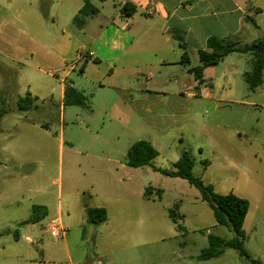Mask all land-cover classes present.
I'll use <instances>...</instances> for the list:
<instances>
[{"label": "rangeland", "instance_id": "obj_1", "mask_svg": "<svg viewBox=\"0 0 264 264\" xmlns=\"http://www.w3.org/2000/svg\"><path fill=\"white\" fill-rule=\"evenodd\" d=\"M238 1L248 12L226 37L244 46L264 38V0ZM82 4L0 0V264H49L41 245L62 250L46 231L59 205L68 231L85 227L87 264H105L106 256L108 264H251L232 249L199 260L208 235L230 240L233 233L217 224L187 181L151 166L131 168L128 180L123 166L138 141L160 153L155 167L173 170L186 151L195 176L216 193L247 199L245 249L264 264V78L254 92L244 80L253 57L229 55L205 70L203 86L193 73L200 65L196 45L188 46V63L162 65L166 37L129 19L139 62L114 71L108 61L90 60L82 72V51L107 52L104 42L115 26L98 35L120 3L95 1L101 13L84 28L74 23ZM173 44L181 59L180 43ZM64 85L81 91L87 107L64 106ZM29 94L38 100L21 110L19 101ZM150 186L147 200L142 194ZM40 203L54 214L26 224ZM95 206L106 207V224L87 223L86 208Z\"/></svg>", "mask_w": 264, "mask_h": 264}, {"label": "trees", "instance_id": "obj_2", "mask_svg": "<svg viewBox=\"0 0 264 264\" xmlns=\"http://www.w3.org/2000/svg\"><path fill=\"white\" fill-rule=\"evenodd\" d=\"M105 3L108 0H84V5L74 17V23L78 27H85L88 19L97 16L100 9L95 6L94 2ZM137 13V6L131 2H126L120 8V14L123 17L131 18ZM172 38L178 41L184 49L187 47L185 34L178 30L170 32ZM233 53L248 54L253 57L252 69L244 74V80L247 83L250 91L254 92L263 83L264 78V38L258 39L250 44L241 46L240 43L232 37L218 38L210 37L207 40L205 50L199 51L200 65L193 69L196 80L199 83H204V72L211 66H216L223 62L229 55ZM190 61L189 55L185 52L182 57V63L186 64ZM38 98H33L30 94L19 101L21 110H29ZM64 106H79L87 107L86 96L71 85H66L64 93ZM1 132V128H0ZM160 153L148 141H138L134 143L127 152L128 167L139 169L146 166H151L154 171L160 172L171 178H180L187 181L191 186L196 188L204 202H206L211 210L217 224L227 227L232 233L233 238L225 240L219 236L208 235L209 245L202 250L198 257L200 261H209L220 257L228 249L238 252L239 256L251 264H263L255 259L246 249L247 234L244 229V224L250 210V203L247 199L239 197L235 194L220 195L215 192L212 185L206 184L202 178L195 176L193 170L195 162L192 156L184 151L179 160L174 163L173 170H164L157 168L153 162L158 158ZM154 188L148 187L145 190V198L150 199ZM161 195L160 190H155ZM43 207L35 206L32 211V216L27 220L26 224H36L44 219ZM88 222L93 225H101L108 221V212L104 208H88ZM174 222L177 224L173 214H170ZM182 229L181 225H178Z\"/></svg>", "mask_w": 264, "mask_h": 264}, {"label": "crops", "instance_id": "obj_3", "mask_svg": "<svg viewBox=\"0 0 264 264\" xmlns=\"http://www.w3.org/2000/svg\"><path fill=\"white\" fill-rule=\"evenodd\" d=\"M120 3L116 10V16L120 21H117L116 18L113 21H110L106 25L101 26L100 34L98 38L102 39L108 32V29L112 26H115V32L110 40L104 42V51L107 52H99L98 54H94V57L89 59L86 62H83V66L81 68L82 72L88 68V64L90 60L95 61H108V64L114 68V71L117 69H123V71L128 69L129 65L135 64L139 62L138 55L135 52H131L136 45H138L136 39H132L130 36L131 27L134 24H138L141 26L143 23L148 25L147 32H153L155 34H161L166 37L164 41L165 45H169V48H162L161 54L164 55L162 57L161 62L162 65H171L174 67L177 64H183L182 57L186 52L188 54V46L190 44H194L198 48V54L200 50H205L207 46V40L210 37H218L225 38L227 34L232 30V27L236 24L237 27L240 25L242 21V17H246L248 10L244 9L241 3L238 0H114ZM126 2H131L137 6V13L131 17L126 18L120 14V8ZM106 3V2H105ZM104 4V3H102ZM83 7L79 5L76 8L75 16L78 14L80 9ZM101 13V7H98ZM99 13V14H100ZM98 14V15H99ZM97 15V16H98ZM74 16V17H75ZM93 18V17H92ZM91 19V18H90ZM129 19L134 23L133 25L129 22ZM128 20V21H127ZM125 22V23H124ZM88 23V21H87ZM87 25V24H86ZM121 27V28H120ZM84 28V27H83ZM172 30H178L185 34V41L187 47L184 49L180 46V49L183 50L181 53V59H178L179 52L175 48V44L173 41L178 42L172 38L170 32ZM157 54V53H155ZM205 80V79H204ZM206 81V80H205ZM203 86H206V82L202 83ZM201 85V83H200ZM66 85L61 88V99L64 101V93H65ZM34 98V97H33ZM126 167V176L129 177L131 175V167ZM134 169V168H132ZM120 182L124 183L125 178L122 177ZM151 187V186H150ZM148 188V187H147ZM145 188V190L147 189ZM145 190L142 194L143 198H145ZM130 193V191H128ZM146 199V198H145ZM150 200V199H147ZM48 203H40L38 205L32 206V211L35 206L43 207V214L45 217L39 223L47 219L48 217H52L54 214L53 209L50 211ZM104 206H95L94 208H103ZM106 207H104L105 209ZM88 208H86L87 213ZM108 212V211H107ZM32 213V212H31ZM51 213V215H50ZM57 215L62 218V208L59 205L57 207ZM55 213V214H56ZM32 216V214H31ZM28 218V220L31 218ZM63 220V218H62ZM109 220V216H108ZM88 222V215L86 218ZM108 222V221H107ZM106 222V223H107ZM104 223V224H106ZM38 224V223H36ZM35 225V224H32ZM246 225V221L244 227ZM3 233H0V236ZM47 234H49L47 232ZM17 237V236H16ZM2 238V237H1ZM96 242L97 237H94ZM87 241L85 227L84 226H76L73 232L68 231V234L65 239L56 243H63L62 250L50 251L49 248L45 245L44 240H42V250L46 254L48 259V263L56 264L57 260L58 264H85V252L83 251L84 243ZM95 247L97 249L96 243ZM63 255L66 261L64 263L60 260V256ZM53 256V257H52ZM54 256H59L58 258H54ZM104 256L105 253H104ZM106 258L105 264H108L109 260ZM143 258V257H142ZM51 260V261H49ZM143 260H145L143 258ZM87 264V263H86ZM99 264H102L99 261Z\"/></svg>", "mask_w": 264, "mask_h": 264}, {"label": "built area", "instance_id": "obj_4", "mask_svg": "<svg viewBox=\"0 0 264 264\" xmlns=\"http://www.w3.org/2000/svg\"><path fill=\"white\" fill-rule=\"evenodd\" d=\"M94 57V53L91 51H85L80 53V59L84 62ZM46 231L54 239V241L59 242L66 238L68 230L64 226L63 220L61 217L52 218L46 227Z\"/></svg>", "mask_w": 264, "mask_h": 264}]
</instances>
